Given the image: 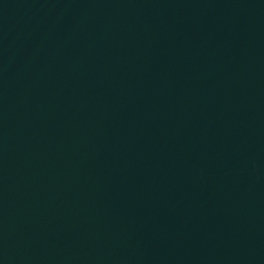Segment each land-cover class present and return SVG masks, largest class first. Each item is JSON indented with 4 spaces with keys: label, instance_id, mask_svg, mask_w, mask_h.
Returning <instances> with one entry per match:
<instances>
[{
    "label": "water",
    "instance_id": "1",
    "mask_svg": "<svg viewBox=\"0 0 264 264\" xmlns=\"http://www.w3.org/2000/svg\"><path fill=\"white\" fill-rule=\"evenodd\" d=\"M0 264H264V0H0Z\"/></svg>",
    "mask_w": 264,
    "mask_h": 264
}]
</instances>
